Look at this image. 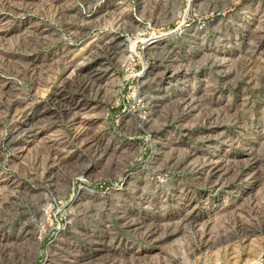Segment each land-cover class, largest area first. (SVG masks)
Here are the masks:
<instances>
[{
  "label": "rangeland",
  "instance_id": "obj_1",
  "mask_svg": "<svg viewBox=\"0 0 264 264\" xmlns=\"http://www.w3.org/2000/svg\"><path fill=\"white\" fill-rule=\"evenodd\" d=\"M0 264H264V0H0Z\"/></svg>",
  "mask_w": 264,
  "mask_h": 264
}]
</instances>
